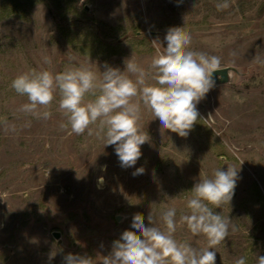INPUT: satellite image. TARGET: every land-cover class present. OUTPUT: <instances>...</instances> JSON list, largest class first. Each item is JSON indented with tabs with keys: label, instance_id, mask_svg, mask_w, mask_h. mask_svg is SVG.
<instances>
[{
	"label": "rangeland",
	"instance_id": "1",
	"mask_svg": "<svg viewBox=\"0 0 264 264\" xmlns=\"http://www.w3.org/2000/svg\"><path fill=\"white\" fill-rule=\"evenodd\" d=\"M223 2L0 0V264H64L70 253L102 264L112 242L135 231L134 214L147 224L151 212L158 218L170 207L177 210L174 239L203 249L205 236L193 235L179 218L189 211L195 183L229 165L238 170L233 198L213 211L236 230L215 247L216 264L240 257L257 264L264 256V0H228L218 11ZM174 26L190 33L189 50L218 56L222 68L239 74L197 104L187 137L163 129L141 103L138 126L149 141L134 167L120 166L115 146L97 134L98 122L91 134L61 128L58 90L44 109L50 119L19 110L28 98L11 87L18 75L89 68L99 78L106 67L125 71L128 59L151 71ZM157 39L161 45L154 46ZM140 167L144 173L134 176ZM153 226L164 231L162 223Z\"/></svg>",
	"mask_w": 264,
	"mask_h": 264
},
{
	"label": "clouds",
	"instance_id": "2",
	"mask_svg": "<svg viewBox=\"0 0 264 264\" xmlns=\"http://www.w3.org/2000/svg\"><path fill=\"white\" fill-rule=\"evenodd\" d=\"M229 6L224 0L216 8L223 11ZM164 41L167 46L162 52L157 48L149 66L151 71L128 59L125 71L106 67L99 78L89 68L67 69L55 75L48 70L20 74L11 87L17 94L27 96L28 103L19 110L50 119L52 113L44 109L52 104L58 90L59 110L66 118L61 128L70 126L76 135L86 131L91 134L90 126L98 122L97 134H102L105 145L115 146L120 166L134 167L142 156L141 146L149 141L148 134L138 126L141 103L160 120L163 129L187 137L198 121L197 104L215 86L214 73L222 70L220 57L189 50L191 35L184 26L170 27ZM152 43L161 45L158 39ZM44 62L50 64L51 60L45 57ZM149 77L155 83H147ZM87 96L93 98L86 100ZM134 97L139 101L133 102ZM144 171L143 167L137 168L133 175ZM237 176L238 170L230 165L227 171L217 169L211 178L195 183L191 197L186 198L189 211L180 215L179 223L193 235H204L207 247L197 249L174 239L177 210L170 207L158 218L151 212L147 224L142 214H134L131 228L135 231H123L112 242L111 252L103 257L102 264H216L215 247L225 240L230 229L236 228L229 217L215 213L213 207L230 204ZM157 223H162L164 231L153 226ZM64 264H94V259L70 253L64 257ZM235 264H246V258H238ZM257 264H264V256L257 258Z\"/></svg>",
	"mask_w": 264,
	"mask_h": 264
},
{
	"label": "water",
	"instance_id": "3",
	"mask_svg": "<svg viewBox=\"0 0 264 264\" xmlns=\"http://www.w3.org/2000/svg\"><path fill=\"white\" fill-rule=\"evenodd\" d=\"M233 74H236V75L239 74L237 68L235 67L222 68V70H219L218 72L214 73V79L216 80L215 85L229 84L231 82ZM117 220L119 221V218ZM53 236L56 240L60 239V235L58 233H54Z\"/></svg>",
	"mask_w": 264,
	"mask_h": 264
}]
</instances>
